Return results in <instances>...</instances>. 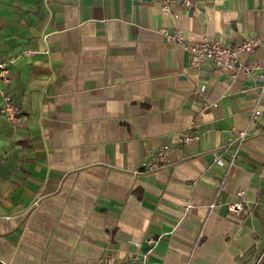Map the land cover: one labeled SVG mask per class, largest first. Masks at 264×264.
I'll list each match as a JSON object with an SVG mask.
<instances>
[{
    "label": "crops",
    "instance_id": "crops-1",
    "mask_svg": "<svg viewBox=\"0 0 264 264\" xmlns=\"http://www.w3.org/2000/svg\"><path fill=\"white\" fill-rule=\"evenodd\" d=\"M164 31L232 46L258 37L240 55L264 70V0L174 3L168 14L158 0H0V54L17 57L0 103L11 92L20 106L19 121L0 113V264H102L153 236L147 264L262 260V83L216 73L208 58L193 65ZM195 117L196 136L180 144ZM245 128L217 195V160ZM164 145L169 161L142 171ZM239 188L247 204L230 212Z\"/></svg>",
    "mask_w": 264,
    "mask_h": 264
},
{
    "label": "built area",
    "instance_id": "built-area-1",
    "mask_svg": "<svg viewBox=\"0 0 264 264\" xmlns=\"http://www.w3.org/2000/svg\"><path fill=\"white\" fill-rule=\"evenodd\" d=\"M174 3H178L186 8L195 6V0H158L159 8L166 14L171 13V7ZM166 38L178 44L187 54L191 57V63L193 65H198L205 58L211 60L214 70L216 73L221 72L222 68L230 70V78L234 79L238 76L239 71H244L246 75H256L261 81V92L264 90V70L260 71V64L256 60L244 61L241 58L242 53L251 54L253 50L259 45L262 41L258 37H248L241 44L238 45H229L223 43L216 38L204 37L200 41L188 42L184 39L180 31L175 33H169L164 31ZM30 53V51H28ZM17 57L9 56L5 57L0 54V83L8 85L11 82L10 71L11 64L15 61ZM205 87L201 86L197 89L198 93H202ZM209 103L203 105L202 109L206 108ZM216 105V103H213ZM251 119L256 118L260 115V109L255 108L252 111ZM0 113L2 116L11 121H19L20 118V106H18L17 101L12 96L11 92H4L2 94V100L0 103ZM198 118L195 117L192 119L190 125L182 133L180 144H187L193 137L196 136V133L193 127L197 124ZM249 137L248 129H236L233 131L229 145L231 146V152L229 159L219 158L217 164L224 166V174L218 182L217 195L222 191L225 185V173L228 168L235 163L236 155L239 151V148L244 144L245 140ZM170 146L164 145V147L152 152L146 160L141 163L142 171H151L158 169L164 166L168 161V155L170 152ZM138 171H135V173ZM237 200L229 201L226 203V207L230 212L238 213L243 211L245 204H247V199L244 196V189L239 188L236 192ZM220 202L219 199L215 198L209 206L212 207L215 204ZM156 238L148 237L145 240L147 248L140 251H133L127 254L123 258H117L110 253L103 254L101 261L102 264H147L149 255L153 250Z\"/></svg>",
    "mask_w": 264,
    "mask_h": 264
},
{
    "label": "water",
    "instance_id": "water-1",
    "mask_svg": "<svg viewBox=\"0 0 264 264\" xmlns=\"http://www.w3.org/2000/svg\"><path fill=\"white\" fill-rule=\"evenodd\" d=\"M258 264H264V257L262 258V260Z\"/></svg>",
    "mask_w": 264,
    "mask_h": 264
}]
</instances>
